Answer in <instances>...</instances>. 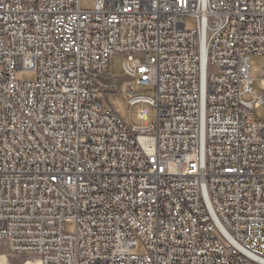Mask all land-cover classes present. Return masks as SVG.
I'll return each instance as SVG.
<instances>
[{"label": "built area", "instance_id": "obj_1", "mask_svg": "<svg viewBox=\"0 0 264 264\" xmlns=\"http://www.w3.org/2000/svg\"><path fill=\"white\" fill-rule=\"evenodd\" d=\"M95 2L0 0V252L264 264V89L250 63L264 57V0ZM115 55L156 88L128 91L153 124L128 125L96 80Z\"/></svg>", "mask_w": 264, "mask_h": 264}, {"label": "rangeland", "instance_id": "obj_2", "mask_svg": "<svg viewBox=\"0 0 264 264\" xmlns=\"http://www.w3.org/2000/svg\"><path fill=\"white\" fill-rule=\"evenodd\" d=\"M95 6V0H81V8L83 10H92ZM193 25V21H188V27H192ZM140 59L143 60L144 58L140 57ZM126 61L127 58L123 55L112 56L109 61L108 73L97 75L96 80L108 92L107 97L109 102L113 104L118 114L125 119L128 125L149 126L155 122L156 109L148 103L131 105L129 103L128 91L130 88H133V93L136 95L154 98L156 96V88L154 86L137 85L135 81L126 74L124 68V63ZM250 63L254 86L259 91H263L264 57L262 55H252ZM17 78L20 81H33L37 78V72L34 70L18 71ZM139 110L147 111V121H141L137 118ZM256 118L258 120H264V106L256 110ZM74 230L75 224L73 222H68L66 224V232L73 233ZM137 251H143L142 247H139ZM3 252L9 255L11 264H21L26 261L25 256L12 254L7 249ZM0 254H4L7 258L5 253Z\"/></svg>", "mask_w": 264, "mask_h": 264}, {"label": "bare ground", "instance_id": "obj_3", "mask_svg": "<svg viewBox=\"0 0 264 264\" xmlns=\"http://www.w3.org/2000/svg\"><path fill=\"white\" fill-rule=\"evenodd\" d=\"M0 253H5L7 255V258L4 254H0V264H11L10 262V257L6 252H0ZM23 264H33V261L30 259H26Z\"/></svg>", "mask_w": 264, "mask_h": 264}]
</instances>
